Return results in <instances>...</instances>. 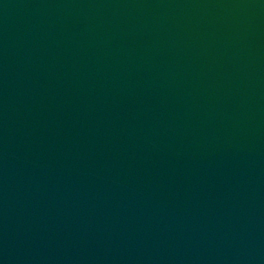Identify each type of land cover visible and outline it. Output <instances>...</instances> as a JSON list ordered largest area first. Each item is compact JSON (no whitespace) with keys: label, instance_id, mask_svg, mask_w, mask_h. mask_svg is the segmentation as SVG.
<instances>
[{"label":"water","instance_id":"1","mask_svg":"<svg viewBox=\"0 0 264 264\" xmlns=\"http://www.w3.org/2000/svg\"><path fill=\"white\" fill-rule=\"evenodd\" d=\"M0 264H264V0H0Z\"/></svg>","mask_w":264,"mask_h":264}]
</instances>
